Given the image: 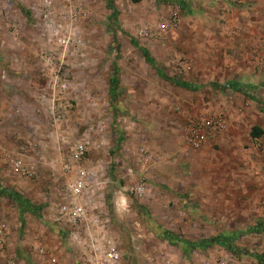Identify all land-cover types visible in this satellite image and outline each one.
I'll use <instances>...</instances> for the list:
<instances>
[{
  "label": "rangeland",
  "instance_id": "1",
  "mask_svg": "<svg viewBox=\"0 0 264 264\" xmlns=\"http://www.w3.org/2000/svg\"><path fill=\"white\" fill-rule=\"evenodd\" d=\"M0 189V264H264V0H0Z\"/></svg>",
  "mask_w": 264,
  "mask_h": 264
},
{
  "label": "built area",
  "instance_id": "2",
  "mask_svg": "<svg viewBox=\"0 0 264 264\" xmlns=\"http://www.w3.org/2000/svg\"><path fill=\"white\" fill-rule=\"evenodd\" d=\"M212 121L211 120H205L202 119L200 122H198V126L200 128H204V127H209L210 125L212 126ZM203 138V136H201ZM78 152L75 153V156L77 158L83 156V146L79 145L78 147ZM87 179V174L85 172V170H81L78 172V175L76 177V179H74L73 181H71L69 183V190L74 194V195H78V194H82L84 192V190H86L85 187V180ZM67 206L63 207V210H66ZM71 215L74 217H81L84 214V210L81 206L78 207H73V210L71 211ZM109 252L107 253V256L105 257V259H101V264H108V262H110V259H117L119 256V252L117 250V248L112 245L109 248Z\"/></svg>",
  "mask_w": 264,
  "mask_h": 264
},
{
  "label": "crops",
  "instance_id": "3",
  "mask_svg": "<svg viewBox=\"0 0 264 264\" xmlns=\"http://www.w3.org/2000/svg\"><path fill=\"white\" fill-rule=\"evenodd\" d=\"M86 174H87V172H86ZM121 203H122V201H121ZM115 206L116 207L120 206V203L118 200L115 201ZM91 239H92L91 242H85V244L81 245V247H83V249H84L83 254H86L85 260L90 261L91 264H101V259L102 260L105 259V257L107 256V253L110 250L109 249L110 246H112V245L115 246V244L113 243V241H111L110 237H107V240L105 242L100 241L98 238H95V237L93 238L92 236H91ZM118 252H119L118 258L117 259H110V262H108V264H117L118 261H120V259L123 258L124 253H127V251H125V250L124 251L118 250ZM179 253H182V255H183L184 252L179 247H175V255H179ZM181 261H180V263H181ZM143 264H151V263L148 262L147 260H145Z\"/></svg>",
  "mask_w": 264,
  "mask_h": 264
},
{
  "label": "trees",
  "instance_id": "4",
  "mask_svg": "<svg viewBox=\"0 0 264 264\" xmlns=\"http://www.w3.org/2000/svg\"><path fill=\"white\" fill-rule=\"evenodd\" d=\"M133 1L137 2L140 0H133ZM114 14H115V12H114ZM142 54H143L145 61L156 69L159 76L163 77V74H161L160 69L156 67L155 62H154L153 58L150 56V54L148 53V51L143 49ZM110 82H111V92H112V95H114L115 91L117 89V82H118L115 72L113 73ZM176 83L183 86V87L190 88V85L187 82H176ZM261 133H262V130L260 128H258V127L252 128V131H251L252 137L259 136ZM2 193H7L12 198H15L17 200V202L19 203V201H18L19 198L16 194H14L10 191L4 190V189H0V194H2ZM258 227H259V229H256V230H261L262 228L264 229V224L259 225ZM169 238H172V236H169ZM224 238H225L224 235H220L219 237L214 238L212 241H214V243H217L218 245H221L225 248L233 249V247L229 243H227ZM169 240H171V239H169Z\"/></svg>",
  "mask_w": 264,
  "mask_h": 264
}]
</instances>
